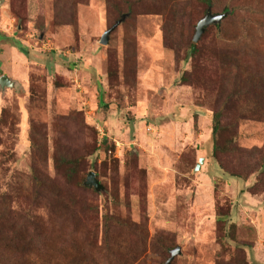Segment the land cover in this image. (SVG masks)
Masks as SVG:
<instances>
[{"label":"rangeland","instance_id":"obj_1","mask_svg":"<svg viewBox=\"0 0 264 264\" xmlns=\"http://www.w3.org/2000/svg\"><path fill=\"white\" fill-rule=\"evenodd\" d=\"M126 1L78 0L62 22L57 0H0V76L19 82L0 86V264H264L259 157L212 134L226 53L264 77V0ZM209 8L228 12L194 42ZM249 110L227 112L246 150L264 146ZM58 149L84 157L82 187Z\"/></svg>","mask_w":264,"mask_h":264},{"label":"trees","instance_id":"obj_2","mask_svg":"<svg viewBox=\"0 0 264 264\" xmlns=\"http://www.w3.org/2000/svg\"><path fill=\"white\" fill-rule=\"evenodd\" d=\"M57 15L58 18L63 22H72V10L78 2V0H57ZM123 1L126 0H106L108 15H113L114 12L124 13L129 11L130 6L123 8ZM151 0H138L136 8L144 6ZM161 1V0H160ZM206 3H210L211 0H201ZM128 2V1H126ZM161 2H165L164 0ZM80 3V2H78ZM172 12V11H171ZM173 14V12L171 13ZM174 17V14H173ZM198 45L196 43L191 44V54L198 51ZM225 57L227 61L225 64L231 66L223 77V83L221 85V100L222 106L216 109L212 115V134L214 138V151L217 152H236V153H247L258 155L256 166L261 170H264V146L261 148L253 147L250 150L239 147L234 142V135L236 127L239 124L238 119L228 118L227 112L234 107H237L240 102L247 103L250 106V114L254 119L264 120V77L260 74L253 73L247 68L240 69L243 65H236L235 53H226ZM245 67V66H243ZM185 80L186 77H182ZM228 118V119H227ZM230 133L229 139L225 138V134ZM55 159V168L58 174H60L65 180L67 185H75L82 187L83 183L80 181L79 174L83 170L82 156H73L68 153H64L61 150H57ZM225 169V166H222ZM227 170V169H225ZM234 176H239L232 173ZM226 217V214H223ZM219 215L218 221L225 222L226 218Z\"/></svg>","mask_w":264,"mask_h":264},{"label":"water","instance_id":"obj_3","mask_svg":"<svg viewBox=\"0 0 264 264\" xmlns=\"http://www.w3.org/2000/svg\"><path fill=\"white\" fill-rule=\"evenodd\" d=\"M227 10H225L222 13H213L211 8L208 9L207 13L202 17L197 25H196V32L193 37V41L197 42L202 33L204 32L205 28L213 23H220L221 20L226 16ZM125 18V14L119 19L112 27L108 28L107 30L104 31L100 42L103 44H107L109 41V35L110 32L120 23L122 20ZM19 82L17 80H14L10 78L8 75H2L0 76V86L5 87V86H18ZM202 161V160H200ZM196 168H200V164L197 163ZM85 185L93 186L96 190H101L103 188L102 184L100 183L99 179L97 178V175L94 171H89L87 174V177L85 179ZM180 253V247L177 246L176 248L171 250V257L168 260V263L173 259V257L176 254Z\"/></svg>","mask_w":264,"mask_h":264}]
</instances>
